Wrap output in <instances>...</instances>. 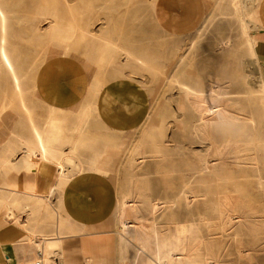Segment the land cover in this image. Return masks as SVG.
I'll return each mask as SVG.
<instances>
[{
  "label": "bare ground",
  "instance_id": "obj_1",
  "mask_svg": "<svg viewBox=\"0 0 264 264\" xmlns=\"http://www.w3.org/2000/svg\"><path fill=\"white\" fill-rule=\"evenodd\" d=\"M227 1L231 4V9L223 16L225 19H232V26L229 35L216 44L222 50L228 49L232 45L233 34L237 33L243 48L239 49L241 58H253L251 64L255 67L257 76L255 78L246 70L250 64H244L241 88L237 90H234L233 86H216L217 75L211 72L212 66L210 69L206 67L200 74L182 70L173 76L174 88L182 96L174 99L177 109L168 108L173 118L172 141L162 126L164 122H161V125H155L145 135L152 140L150 149L145 143L136 147L128 164L129 190L123 195L114 223L109 227L123 249L119 256L121 264H222L223 248L217 240L205 236L201 230L202 223H207L210 210L205 207L209 204L218 207L223 226L232 231L231 246L234 248L238 264H252L255 260L254 252L260 248L264 236V211L252 200V194L256 191L255 193L263 196L264 201V20L259 15L260 9L255 10L256 13L250 11V2L260 6L264 4V0ZM7 9L8 1L0 0V71L9 74L16 90L22 93L20 66L14 61L9 47L10 16ZM125 52L129 57L132 54ZM136 59L148 66L144 60ZM225 77L227 78V75ZM217 80L222 81L220 77ZM256 85L259 87L256 88ZM93 86V94L99 95L97 91L100 87L97 82ZM244 103L249 108L247 113L241 109ZM92 110L93 104H90L85 110L72 111L73 115L63 118L64 129L57 125L56 118L45 122L48 127H39L41 122L39 126L31 123L27 134L32 139L34 137L35 142L20 141L15 145L11 141L12 137L10 142H7V139L0 148V168L7 171L18 169L13 164V159L17 149L24 146L26 152L23 158L15 160L20 161L24 173L29 174L28 177L31 176L35 181L34 189H26L30 190L29 195L8 190L7 184L0 185V216L5 221L2 226L11 228L18 225L25 229L29 239L32 243L35 242L37 250L41 252L37 259L40 258L42 264H51L50 258L56 254L55 251L60 252L61 260L65 258L63 244L65 235L69 233L87 236L86 239L97 238V229L71 223L61 213V201L55 205L50 200L55 193L60 197L65 185L73 180L76 174L84 171L105 173L102 166L106 156L105 149L91 148V157L84 162V159L77 156L83 144L67 143L71 145L70 151L64 152L61 145L65 143L59 141L66 131L86 134ZM27 112L31 114L30 111ZM67 113L71 114L69 111ZM93 124L98 122L95 120ZM23 134L24 132L20 133V136ZM252 144L255 154L250 158ZM199 146L201 150H198ZM37 154L40 157H37ZM157 174L178 178L181 184L179 191L163 193L160 187L157 189L154 186L158 181L155 177ZM52 183L55 190L44 189ZM211 183H214L216 189L214 197L209 196ZM24 184L25 181L22 185ZM250 189L251 196L250 192L242 193L243 197L238 195L240 190ZM46 193V197H42V194ZM197 197L202 199L197 203L203 206L200 211L193 207ZM22 214H25V219ZM186 216L189 221H186ZM211 227H208V231ZM262 247L264 248V245ZM5 248L0 246V251L12 264H17L4 252ZM88 263L92 262L88 260Z\"/></svg>",
  "mask_w": 264,
  "mask_h": 264
},
{
  "label": "rangeland",
  "instance_id": "obj_2",
  "mask_svg": "<svg viewBox=\"0 0 264 264\" xmlns=\"http://www.w3.org/2000/svg\"><path fill=\"white\" fill-rule=\"evenodd\" d=\"M5 1L9 3V9H7L8 16H10L8 23L9 47L14 61L20 66L21 88L25 94L16 90L9 74L0 71V148L6 142L8 135L13 132H17L13 135V144L17 145L20 141L22 142L21 139L29 135L27 133L31 123L37 126L41 124L39 126L41 128L48 127L46 123L51 118H56L57 125L62 129L65 128L63 118L70 117L72 114L66 111L53 112L44 107L34 92L35 74L38 68L50 58L61 55L76 57L85 64L92 74L96 75L101 84L116 78H130L138 82L148 95V115L144 124L133 129L134 131L109 132L100 125L93 124L94 121L90 117L86 134H73L66 131L59 138L61 143H65V145H61L63 151H70L71 145L67 143L83 144L77 156L84 159V162L91 157V148L105 149L106 156L102 165L104 175L114 183L118 201L112 223L116 218L117 207L123 195L129 190L127 187L128 164L136 147L145 143L150 149L149 145L152 140L145 135L155 125H161V122H164L162 126L165 133L167 132L169 140L172 141L174 128L171 123L173 118L170 116L168 108L177 109L174 99L182 96L174 88L173 76L182 70L200 74L202 70H206V67L210 69L212 66L211 72L217 75L216 86L221 88L233 86L234 90L241 86L244 64H250L246 70L248 73H252L251 75L255 78L257 76L256 69L251 64L253 58L245 57L244 60L241 58L242 45L237 33L233 34L232 45L228 49L222 50L216 44L229 35L232 26V19H228V17L225 19L223 16L231 9V4L227 0H208V8L202 25L195 33L184 38L165 35L155 26L150 11L156 5L157 0H24V3L23 0ZM263 5L259 6L257 3L250 2V11L256 13L257 9H260V14H258L262 20H264V9L261 8ZM118 10H124L126 14L118 15L116 13ZM125 51L132 53L131 56L129 57ZM136 58L144 60L148 66L141 64ZM210 58L213 60L211 61ZM214 70L218 72H214ZM219 77L223 82L217 80ZM226 85L227 87H225ZM258 87L259 85H256V88ZM229 91L231 90L229 89ZM11 94L14 98L11 97ZM241 109L246 113L249 110L245 103ZM27 111H30L31 114L29 115ZM158 118L160 119L158 120ZM20 121L22 122L19 123ZM37 121L38 123H36ZM22 132H24L22 135L24 137H20ZM254 149L252 144L250 158H253L255 154ZM19 150L21 149L19 148ZM19 150L17 149V151ZM84 150L88 152L84 153ZM198 150H201V146L198 147ZM6 174L7 171L0 168V185L6 184ZM155 177L158 181L154 186L157 189L160 187L161 192L179 191L181 184L178 178L164 177L159 174ZM209 186V196L214 197L216 190L214 183ZM154 190L156 192V189ZM240 191L238 194L240 197H243L242 193L250 192V196L252 194V189ZM255 192L252 194V200L264 211L263 196ZM201 200L198 197L195 199L193 207L196 211L203 209V206L197 204ZM213 205L209 204L205 207L210 212L207 223H202L201 230L205 236L217 240L223 248L222 264H238L234 248L231 246L232 231L230 232L229 228L223 226L218 207ZM22 217L25 219V214H22ZM5 219L9 220V218ZM186 219L189 221L188 216ZM208 227H211L210 231H208ZM114 236L116 237V235ZM116 240L119 251L118 263L121 264L119 256L123 253V249L119 246L117 237ZM226 242L227 245L224 246ZM263 243L264 236L260 248L254 252L255 260L252 264H264Z\"/></svg>",
  "mask_w": 264,
  "mask_h": 264
},
{
  "label": "crops",
  "instance_id": "obj_3",
  "mask_svg": "<svg viewBox=\"0 0 264 264\" xmlns=\"http://www.w3.org/2000/svg\"><path fill=\"white\" fill-rule=\"evenodd\" d=\"M207 8L208 0H157L150 13L155 26L162 33L171 37L184 38L200 28ZM116 13L126 14V11L118 10ZM96 81L101 86L97 91L100 96L93 94V85ZM34 92L44 107L54 111H69L72 115V111H82L93 104L94 110H92L90 119L96 120L103 129L113 133H127V131L138 128L144 124L149 110L148 95L138 82L130 78H116L101 84L96 75L73 56L61 55L45 61L35 74ZM12 137L13 135L9 134L7 142H10ZM35 141V138L32 139L30 135L22 139V142ZM25 150L23 146L20 152L17 151L13 164L18 169L7 170L6 184L8 190L29 195L31 193L29 191L34 189L35 181L31 176L28 177L29 174L24 173L25 170L20 161L15 160L23 158ZM68 151L64 150V152ZM37 157H40L39 154ZM73 178L65 185L60 197L55 193L54 198L52 196L50 200L55 205L61 201V213L71 223L88 229H97L95 234L97 238L86 239L87 236L72 233L65 235L63 244L65 258L61 260L60 252L55 251L56 254L50 258V263L89 264L88 260H90L92 262L90 264H119L117 240L112 229L109 228L118 202L114 183L104 174L92 171H84ZM24 181L25 184L22 185ZM44 189L55 190L54 183ZM46 195L47 193L42 194V197ZM1 217L0 246L6 247L4 252H7L8 257L17 264L34 262L39 257V250L35 242L32 243L29 239L27 231L18 225L11 228L2 226L5 221ZM0 264H12L1 251Z\"/></svg>",
  "mask_w": 264,
  "mask_h": 264
},
{
  "label": "built area",
  "instance_id": "obj_4",
  "mask_svg": "<svg viewBox=\"0 0 264 264\" xmlns=\"http://www.w3.org/2000/svg\"><path fill=\"white\" fill-rule=\"evenodd\" d=\"M40 254H41V252H39V256H41ZM30 264H42V262H41L40 258H38L34 262H32Z\"/></svg>",
  "mask_w": 264,
  "mask_h": 264
}]
</instances>
